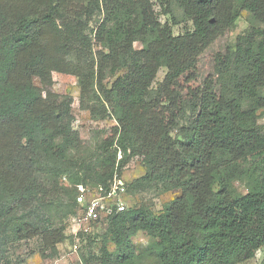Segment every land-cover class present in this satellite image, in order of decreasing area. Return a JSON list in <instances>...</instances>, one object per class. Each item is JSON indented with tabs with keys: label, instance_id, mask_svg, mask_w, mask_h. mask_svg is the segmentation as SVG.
I'll use <instances>...</instances> for the list:
<instances>
[{
	"label": "trees",
	"instance_id": "obj_1",
	"mask_svg": "<svg viewBox=\"0 0 264 264\" xmlns=\"http://www.w3.org/2000/svg\"><path fill=\"white\" fill-rule=\"evenodd\" d=\"M156 1L169 20L163 24L151 0H0L3 264H11L8 250L24 238L44 241L48 258L56 257L65 220L77 211L76 186L108 190L134 158L144 174L126 184V194H180L157 214L140 205L90 223L103 231L83 264H137V233L154 240L155 264H239L264 247V124L256 115L264 109V0ZM175 5L192 25L177 36ZM239 10L261 27L214 55L201 80L203 53L231 29ZM102 11L94 41L110 73L122 75L98 89L100 118L116 126L91 148L72 129L71 99L43 97L32 79L49 85L52 72L87 56L88 24ZM44 33L52 36L48 45ZM160 68L166 73L154 87ZM233 181L245 192H236Z\"/></svg>",
	"mask_w": 264,
	"mask_h": 264
},
{
	"label": "rangeland",
	"instance_id": "obj_2",
	"mask_svg": "<svg viewBox=\"0 0 264 264\" xmlns=\"http://www.w3.org/2000/svg\"><path fill=\"white\" fill-rule=\"evenodd\" d=\"M154 9L159 13V20L163 24L169 21L165 15H161L156 0H151ZM88 5V2L84 3ZM174 25L172 33L174 36L180 35L187 30H192L190 20L181 12V8L175 5L173 7ZM239 18L232 25L231 29L219 37L201 57L200 79L203 80L207 74L212 71L214 55L223 53L226 46H233L236 38L243 33L250 31L253 27L261 25L245 10H239ZM104 18L103 11L100 16L96 15L88 24L89 33L92 37V49L87 55L77 56L70 60L72 67L68 66L63 72H52L51 82L49 85H43L38 78H33L34 85L42 91V96L47 95L55 97H68L71 99L72 129L78 138L89 147L95 148L97 144L111 134L112 129L116 126V122L111 117L100 118L103 111V103L99 95V87L109 88L110 84L122 72H116L115 75L110 73V65L107 62H101V55L105 50L94 41V34ZM52 40L49 33H44L42 43L47 45ZM135 49L141 48L140 42H134ZM166 73L165 68H160L156 75L153 86L162 81ZM264 95V88L261 90ZM258 115L257 125L264 124V109L256 112ZM118 157V156H117ZM144 174V167L140 158H134L122 170V177L126 183L132 182L134 179ZM61 184L69 187L68 182L63 178ZM232 187L238 193L245 192L244 183L233 181ZM178 190H171L161 195L155 192L136 193L134 195L126 194L124 203L127 207H137L144 205L154 214H157L164 203L169 202L178 197ZM103 227L99 225H82L76 221V214L69 215L65 220L66 238L59 243L56 248L58 253L56 257L48 258L50 248L46 246L44 241L37 238H24L19 242H15L10 249L9 257L11 264H83L82 256L88 255V248H91L93 254L97 251L100 243V233ZM95 237V239H94ZM94 239V240H93ZM93 240V242H92ZM135 249L138 252L137 264H155L154 249L155 242L145 233H137L132 239ZM112 250V246L109 245ZM0 264L3 261L0 260ZM239 264H264V247L260 249L253 259L241 262Z\"/></svg>",
	"mask_w": 264,
	"mask_h": 264
},
{
	"label": "built area",
	"instance_id": "obj_3",
	"mask_svg": "<svg viewBox=\"0 0 264 264\" xmlns=\"http://www.w3.org/2000/svg\"><path fill=\"white\" fill-rule=\"evenodd\" d=\"M118 155V159H120ZM126 181L122 175H114L110 187L105 190L99 187H84L78 185L76 196V221L82 225H90L98 220L106 218L114 212H121L127 207L124 203L126 195Z\"/></svg>",
	"mask_w": 264,
	"mask_h": 264
},
{
	"label": "clouds",
	"instance_id": "obj_4",
	"mask_svg": "<svg viewBox=\"0 0 264 264\" xmlns=\"http://www.w3.org/2000/svg\"><path fill=\"white\" fill-rule=\"evenodd\" d=\"M118 155H120V153H118ZM121 156V155H120ZM121 158V157H120ZM117 159H118V157H117ZM119 160V159H118Z\"/></svg>",
	"mask_w": 264,
	"mask_h": 264
}]
</instances>
